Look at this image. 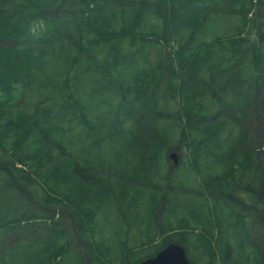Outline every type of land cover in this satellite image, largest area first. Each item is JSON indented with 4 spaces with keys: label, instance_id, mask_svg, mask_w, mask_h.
Instances as JSON below:
<instances>
[{
    "label": "trees",
    "instance_id": "16d2710c",
    "mask_svg": "<svg viewBox=\"0 0 264 264\" xmlns=\"http://www.w3.org/2000/svg\"><path fill=\"white\" fill-rule=\"evenodd\" d=\"M106 205L151 242L171 216L126 264H264V0H0V264H99Z\"/></svg>",
    "mask_w": 264,
    "mask_h": 264
},
{
    "label": "rangeland",
    "instance_id": "374dc122",
    "mask_svg": "<svg viewBox=\"0 0 264 264\" xmlns=\"http://www.w3.org/2000/svg\"><path fill=\"white\" fill-rule=\"evenodd\" d=\"M256 121V127L261 128V122ZM251 129L253 130L255 128V125H253V121L250 124ZM262 135L252 137V142L254 146H260L261 143L263 142V132L262 130L260 131ZM186 151L185 148L182 149V153ZM181 159H185L183 154L181 155ZM180 167H185L183 164H181ZM174 186L178 189L181 188L182 191V196L183 199L189 198L191 199L193 197V190H202V186L199 184H193L191 182L183 181V180H176L174 181ZM170 197L169 199H171ZM141 201L144 204V199H141ZM99 223L98 226L95 230V236L97 238V241H101L102 239H105L107 237L108 242L106 243L107 246L110 247V253H102L98 249L95 250V253L97 256L101 259L99 264H126L123 260V255L126 254L127 248L129 247L130 249H133V251L138 252L139 256H144L145 255V250L151 249L152 251L158 249V246L162 243L163 241V236L159 233H161V229L164 228L167 224V217L171 218L168 213H163L161 215V220L160 224L157 227V231H154L153 229L150 233H153L154 236H156L153 241H148L147 234L145 231H141L143 227L138 230L135 228L133 225V220H119L117 213L112 209L111 206L106 205L103 208L99 210ZM253 219V218H252ZM119 220V222H118ZM252 228L254 229V233L257 234L255 237V241L258 243H262L263 237L259 235V231L261 233L264 232V228L261 227L256 221L252 220ZM135 228V230H134ZM100 229L102 231H100ZM201 232H205L202 228L199 229ZM223 229H220L218 227L215 228V237L212 238V242L214 245H221L222 243V236H223ZM251 233L253 234V230L251 229ZM259 237V238H258ZM258 238V240H257ZM239 241V240H238ZM237 245H235L236 248H238V242ZM157 244V245H156ZM80 245V244H79ZM148 245V246H147ZM81 251L84 254H87V249L88 247L83 244V246H80ZM163 248V247H162ZM67 258L71 259L72 264H79L80 262H83L85 259L84 255H81L79 250L77 248H74L71 250ZM89 259V258H88ZM200 260V259H199ZM89 263L90 261L87 260ZM86 261H84L85 264H87ZM201 263V262H199ZM203 263V262H202ZM204 264V263H203ZM220 264V263H219Z\"/></svg>",
    "mask_w": 264,
    "mask_h": 264
},
{
    "label": "water",
    "instance_id": "95a60500",
    "mask_svg": "<svg viewBox=\"0 0 264 264\" xmlns=\"http://www.w3.org/2000/svg\"><path fill=\"white\" fill-rule=\"evenodd\" d=\"M168 156L174 166L180 163L178 148L168 151ZM264 228V224H263ZM135 264H194L188 259L186 248L178 243L171 242L159 249L153 256L145 258Z\"/></svg>",
    "mask_w": 264,
    "mask_h": 264
}]
</instances>
